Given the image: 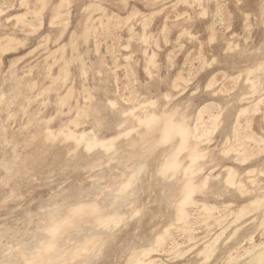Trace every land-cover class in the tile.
<instances>
[{"label":"rangeland","instance_id":"1","mask_svg":"<svg viewBox=\"0 0 264 264\" xmlns=\"http://www.w3.org/2000/svg\"><path fill=\"white\" fill-rule=\"evenodd\" d=\"M0 223V264H264V0H0Z\"/></svg>","mask_w":264,"mask_h":264},{"label":"bare ground","instance_id":"2","mask_svg":"<svg viewBox=\"0 0 264 264\" xmlns=\"http://www.w3.org/2000/svg\"><path fill=\"white\" fill-rule=\"evenodd\" d=\"M161 159V158H160ZM159 165V164H158ZM160 166V165H159ZM163 166V165H162ZM155 188H158V187H155ZM68 190V189H67ZM75 190V189H74ZM147 190V189H146ZM167 190V189H166ZM71 191V190H70ZM79 192V191H78ZM147 192H148V190H147ZM80 193V192H79ZM167 193H170V192H168L167 191ZM61 194H63L62 192H61ZM109 194V193H108ZM57 196H58V194H57ZM83 196V195H82ZM101 196V195H100ZM55 197V196H54ZM53 197V198H54ZM163 197V196H162ZM161 197V198H162ZM73 198V197H72ZM55 199V198H54ZM84 199H86V198H84ZM51 200V199H50ZM56 200V199H55ZM72 200V199H71ZM81 200H83V199H81ZM171 200V199H170ZM68 201H70V200H68ZM80 201V200H79ZM115 201V200H114ZM141 201V200H140ZM156 201V200H155ZM117 202V201H116ZM67 203V202H66ZM128 203H129V201H128ZM68 204V203H67ZM70 204V203H69ZM118 204V203H117ZM120 204V203H119ZM126 204V203H125ZM172 204V203H171ZM155 205V204H154ZM176 205V204H175ZM53 206V205H52ZM106 206V205H105ZM127 206V205H126ZM171 206V205H170ZM125 207V206H124ZM140 207V206H139ZM175 207V206H174ZM43 208V207H42ZM111 208V207H110ZM34 209V208H33ZM48 209V208H47ZM125 209V208H124ZM128 209H130V208H128ZM136 209V208H135ZM46 210V209H45ZM151 210V209H150ZM173 210V209H172ZM132 211V210H131ZM106 212H107V210H106ZM137 212V211H136ZM151 212H152V210H151ZM155 212H156V210H155ZM160 212V211H159ZM168 212H170V211H168ZM12 213V212H11ZM16 213V212H15ZM35 213V212H34ZM36 213H38L37 211H36ZM104 213V212H103ZM112 213V212H111ZM113 213H115V212H113ZM23 214V213H22ZM32 214H30V216H31ZM42 215V214H41ZM106 215V214H105ZM114 215V214H113ZM122 215V214H121ZM129 215V214H128ZM160 215V214H159ZM24 216H26V215H24ZM114 216H116V215H114ZM23 217V216H22ZM33 217V216H32ZM130 217V216H129ZM136 217V216H135ZM160 217V216H159ZM5 218V217H4ZM18 218V217H17ZM26 218H27V216H26ZM40 218V217H39ZM131 218V217H130ZM155 218V217H154ZM16 219V218H15ZM19 219V218H18ZM31 220V219H30ZM30 220H28V222L30 221ZM163 220V219H162ZM167 220V219H166ZM130 221V220H129ZM152 221V220H151ZM14 222V221H13ZM6 223V222H5ZM152 223V222H151ZM261 223V222H260ZM1 224V223H0ZM4 224V223H3ZM7 224V223H6ZM19 224V223H18ZM25 224V223H24ZM27 224V223H26ZM165 224V223H164ZM31 225V224H30ZM133 225V224H132ZM19 226V225H18ZM256 226H257V224H256ZM12 227V226H11ZM129 227V226H128ZM4 228V227H3ZM151 228V227H150ZM259 228V227H258ZM1 229V228H0ZM11 229V228H10ZM9 229V230H10ZM15 229V228H14ZM16 229H17V227H16ZM27 229V228H26ZM31 229V228H30ZM2 230V229H1ZM33 230V229H32ZM32 230H31V232H32ZM37 230V229H36ZM39 230V229H38ZM12 231H13V229H12ZM21 231V230H20ZM26 231V230H25ZM34 231H35V229H34ZM11 232V231H10ZM28 232V231H27ZM38 232V231H37ZM162 232V231H161ZM249 232V231H248ZM7 233H8V231H7ZM23 233V232H22ZM41 233V232H40ZM9 234V233H8ZM11 234V233H10ZM31 235H32V233H30ZM34 234V233H33ZM23 236V235H22ZM32 237H33V235H32ZM31 237V238H32ZM38 237V236H37ZM154 237H155V235H154ZM6 238V237H5ZM156 238V237H155ZM29 239V238H28ZM97 239V238H96ZM98 239H100V238H98ZM109 240V239H108ZM111 240V239H110ZM152 240V239H151ZM155 240V239H154ZM237 243V242H236ZM17 244H19V243H17ZM36 244H38V243H36ZM140 244V243H139ZM36 246V245H35ZM31 247V246H30ZM33 249V248H32ZM104 249V248H103ZM135 249V248H134ZM28 250H30V249H28ZM25 251H27V250H25ZM30 251H33V250H30ZM31 253V252H30ZM29 254V253H28ZM16 256V255H15ZM24 256V255H23ZM33 256V255H32ZM19 257V256H18ZM107 257V256H106ZM2 258V257H1ZM17 258V257H16ZM260 258V257H259ZM22 259V258H21ZM18 261H19V259H18ZM97 261V260H96ZM15 262V261H14ZM262 262V261H261ZM260 263V262H259ZM6 264V263H5ZM10 264H11V262H10ZM256 264V263H255Z\"/></svg>","mask_w":264,"mask_h":264}]
</instances>
